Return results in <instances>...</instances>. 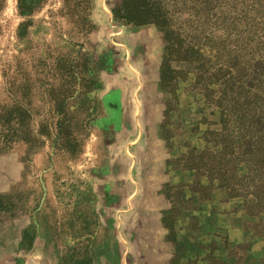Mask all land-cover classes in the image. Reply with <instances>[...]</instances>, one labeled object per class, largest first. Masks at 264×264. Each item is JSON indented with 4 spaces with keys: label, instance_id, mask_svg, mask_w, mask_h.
Returning <instances> with one entry per match:
<instances>
[{
    "label": "rangeland",
    "instance_id": "rangeland-1",
    "mask_svg": "<svg viewBox=\"0 0 264 264\" xmlns=\"http://www.w3.org/2000/svg\"><path fill=\"white\" fill-rule=\"evenodd\" d=\"M207 2L0 0V264H264L232 81L264 3Z\"/></svg>",
    "mask_w": 264,
    "mask_h": 264
},
{
    "label": "trees",
    "instance_id": "trees-1",
    "mask_svg": "<svg viewBox=\"0 0 264 264\" xmlns=\"http://www.w3.org/2000/svg\"><path fill=\"white\" fill-rule=\"evenodd\" d=\"M208 0L212 6L211 11L216 10L217 13L223 15V9H226V13L233 14L235 7L239 4L243 6L245 4L247 9L251 11H256V5L260 8L261 3L264 0ZM46 0H18V11L23 16H31L41 9ZM183 0H181V3ZM131 4L136 5V0H122V5L118 7V14L120 19L129 25H144L149 20L145 17H141L137 12L129 9ZM124 6L125 13H120V8ZM137 5L135 6V8ZM249 13V11H246ZM243 14V13H242ZM247 13L244 15L246 16ZM210 16V13H207ZM217 21H222L224 24L227 23L226 18L222 16L214 15ZM30 23V21H29ZM25 26V25H23ZM237 30V29H236ZM236 31V35L243 36L246 41L242 46L234 47V54L236 59V64L233 65L237 78L232 79L235 88H239L241 91L239 93H233L234 96L241 97L243 95L242 109H238L242 115V119H245L243 127H236L233 130L234 134H237L239 141L246 143L247 152L241 153L242 158H244L247 168L250 169L253 175V179L248 183V187L258 193L255 197L258 199V205L262 206L264 204V33L255 35L258 30L253 31V29H244L243 32ZM247 33V36L245 35ZM247 47V48H246ZM247 49H252L251 53L246 54ZM240 53H245L244 55ZM247 61V62H245ZM223 65H220L222 68ZM233 95L230 96L231 99H235ZM5 108L1 109L0 121H5ZM3 126V125H2Z\"/></svg>",
    "mask_w": 264,
    "mask_h": 264
},
{
    "label": "crops",
    "instance_id": "crops-1",
    "mask_svg": "<svg viewBox=\"0 0 264 264\" xmlns=\"http://www.w3.org/2000/svg\"><path fill=\"white\" fill-rule=\"evenodd\" d=\"M116 101L117 98L115 97V93L111 94L110 97L108 98V104H114Z\"/></svg>",
    "mask_w": 264,
    "mask_h": 264
}]
</instances>
